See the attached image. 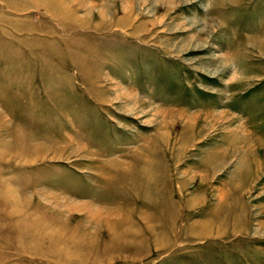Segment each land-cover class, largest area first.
<instances>
[{
	"label": "rangeland",
	"instance_id": "rangeland-1",
	"mask_svg": "<svg viewBox=\"0 0 264 264\" xmlns=\"http://www.w3.org/2000/svg\"><path fill=\"white\" fill-rule=\"evenodd\" d=\"M0 264H264V0H0Z\"/></svg>",
	"mask_w": 264,
	"mask_h": 264
},
{
	"label": "bare ground",
	"instance_id": "bare-ground-1",
	"mask_svg": "<svg viewBox=\"0 0 264 264\" xmlns=\"http://www.w3.org/2000/svg\"><path fill=\"white\" fill-rule=\"evenodd\" d=\"M183 113H184V112H183ZM210 115H211V113H210L209 111L206 112V118H209ZM220 115H221V114H220ZM206 118H205V119H206ZM215 119H216V118H215ZM192 120H193V119H192ZM208 122H209V121H208ZM240 126H241V125H240ZM236 133H238V132H236ZM239 135H240V134H239ZM247 135H248V134H247ZM192 136H193V135H192ZM241 136H242V135H241ZM240 138H241V137H240ZM240 138H238V136H236V138H233L232 140H230V139H231V138H230V139H229V143H228V141H226V143H228V144H227L228 146H229V144H230V147H229V148H230V151H231V152L229 151L230 154H234V153H233V152H234V151H233V150H234V146L237 144V142L240 141ZM244 138H245V137H244ZM237 139H239V140L236 141ZM242 140H243V139H242ZM245 140H246V139H245ZM244 143H245V142H244ZM225 149H226V148H225ZM221 152H222V151H221ZM229 153H228L227 155H229ZM224 155H225V153H220V154H219L220 157H225Z\"/></svg>",
	"mask_w": 264,
	"mask_h": 264
}]
</instances>
